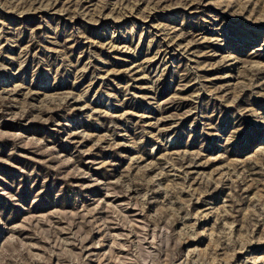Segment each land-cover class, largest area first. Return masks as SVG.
I'll return each mask as SVG.
<instances>
[{"label":"rangeland","instance_id":"1","mask_svg":"<svg viewBox=\"0 0 264 264\" xmlns=\"http://www.w3.org/2000/svg\"><path fill=\"white\" fill-rule=\"evenodd\" d=\"M0 264H264V0H0Z\"/></svg>","mask_w":264,"mask_h":264}]
</instances>
